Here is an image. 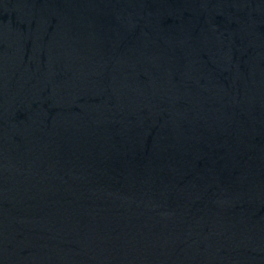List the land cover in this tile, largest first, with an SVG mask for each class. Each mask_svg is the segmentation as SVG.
I'll list each match as a JSON object with an SVG mask.
<instances>
[{
	"label": "water",
	"instance_id": "obj_1",
	"mask_svg": "<svg viewBox=\"0 0 264 264\" xmlns=\"http://www.w3.org/2000/svg\"><path fill=\"white\" fill-rule=\"evenodd\" d=\"M0 264H264V0H0Z\"/></svg>",
	"mask_w": 264,
	"mask_h": 264
}]
</instances>
